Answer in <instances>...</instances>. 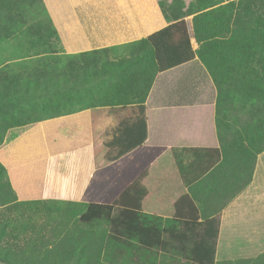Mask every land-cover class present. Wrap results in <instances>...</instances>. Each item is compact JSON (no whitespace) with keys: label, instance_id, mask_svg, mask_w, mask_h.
I'll return each mask as SVG.
<instances>
[{"label":"trees","instance_id":"1","mask_svg":"<svg viewBox=\"0 0 264 264\" xmlns=\"http://www.w3.org/2000/svg\"><path fill=\"white\" fill-rule=\"evenodd\" d=\"M211 7L213 5L202 3L188 6L180 2L172 3L169 8L173 22L138 41L147 46L140 56L128 62L107 61L101 67H92L94 80H99L94 89L90 86L93 80L87 74L82 83L81 80H73L72 76L60 75L56 70L41 69L39 66L29 71V77L18 74L10 83L0 82V145L4 142L6 131L12 127L34 124V129L39 127L41 134L43 126L40 125L46 123L62 122L66 118L77 123L83 121L85 127L90 128L91 146L82 143L80 150L88 151L92 147L91 168L102 170L145 147L148 136L145 101L159 73L197 57L207 68L218 89L216 128L220 147L181 150L195 158V163L191 161L183 171L181 169L184 180L190 185V192L175 203L174 216L183 223L181 228L160 227L146 220L141 211L142 201L148 194L142 182L149 174L151 164L168 150L163 146L145 147L147 152L135 167L100 200L86 202L79 215V221L86 224L95 220L108 221L109 238L121 245L123 252L127 249L139 256L162 253L173 258L171 264H178V259L182 258L186 264H218L216 253L221 211L252 181L258 154L264 151V66H256L257 50L264 45V22L241 14L246 10L241 0L225 4L222 8ZM229 7L236 8L238 13L222 15V11H227ZM2 9L0 14L6 15L5 9ZM187 15H193L194 45L185 20ZM46 27L49 29L47 36L40 35L50 44L54 39L59 43L56 29ZM52 52L46 51V55ZM149 64L154 68L149 80L135 76L133 89L135 92L142 91V94L134 101L130 102L127 89L118 91L120 95L117 93L105 104L98 101V92L107 90L110 93L111 89H115L112 83L106 85L107 79L117 78L132 66H141L144 70L143 65ZM83 96L101 104L93 103L71 111L75 101H80ZM105 99H108L106 95ZM107 112L113 114L115 125L111 131H106V139L100 140L97 131ZM31 139L27 133L23 134L11 157H6L0 150V207L20 201L9 168L1 157L18 172L42 167V152H38V159L33 164H26ZM170 150L178 155L174 148ZM189 166L191 175L184 173ZM63 180L69 182L67 177ZM200 212L204 217L202 221ZM81 248L91 249L92 252L97 250L100 256L103 245L98 240L93 245L90 241L81 245L80 240L65 238L58 244L60 264L70 263L69 258ZM64 249H72V255ZM9 251V248L0 246V261L19 264L20 260L14 262L6 255ZM219 264H264V252L254 258L222 260Z\"/></svg>","mask_w":264,"mask_h":264},{"label":"rangeland","instance_id":"2","mask_svg":"<svg viewBox=\"0 0 264 264\" xmlns=\"http://www.w3.org/2000/svg\"><path fill=\"white\" fill-rule=\"evenodd\" d=\"M46 1L48 3V0ZM219 1L221 0H200L199 4L213 5L211 7L213 9L218 7ZM237 1L239 0L235 2ZM6 2H10V4L6 5ZM241 3L246 7L245 11L240 12L241 14L264 22V0H241ZM55 6H57V0ZM1 8L5 9L6 15L4 13L0 14V82L6 81V83H10L15 80L14 76L18 74L24 78L29 77V71H33L36 66H39L41 69L56 70L60 75L72 76L73 80H81L82 83L86 79L85 74H87L93 80L90 82V86L94 89V87L98 86L99 80L97 78L94 80L93 66L101 67L105 62L115 60L128 62L140 56L147 47L144 44L135 42L118 50L107 49L86 53H69L56 39L50 44L44 38L49 33L46 25H48V28H53L52 14L48 6H46L45 0H1ZM58 9L65 12L68 9V5L60 0ZM236 13H238L237 9ZM221 14L233 15V8L229 7L227 11H222ZM260 17H263V19ZM46 51L53 52L46 55ZM38 54L39 56H36ZM257 56L256 66L260 65L263 67L264 45L261 50H257ZM143 66L144 70L141 69V66H132L117 76V78L111 77L107 79L106 85L112 83L115 89H111L110 93L107 90L98 92L96 95L98 101L105 104L107 100L113 98L117 93L120 95L118 91L125 89L129 92L128 98H130V102L134 101L142 94V91L135 92L133 89L136 82L135 76L149 80L154 71L150 64ZM165 77L167 75L163 76V78ZM137 80L139 79L137 78ZM158 81L157 88L155 87L157 91L160 89V84H163L161 80ZM214 86L216 89L204 81L201 87L195 86L192 98L198 99L202 94L209 93L218 97V89L215 83ZM82 90H84V87ZM105 95L108 99H105ZM84 96L80 101H75V104L70 109L71 111L89 107L93 103L101 104ZM60 121L40 125L43 126L41 134L39 127L34 129V124L9 128L6 131L4 142L0 145V150L7 155L13 149V145L18 138L23 134L27 133L29 140L35 137L31 139V144L29 143V164H33V161L38 159L36 156L38 152L44 153L49 150L51 156L43 160L40 165L42 167L29 169L30 179L31 176L34 178L40 177L38 179L46 175L58 176L57 172H59L60 176L58 177L62 178L61 180H63V177L69 178V182L64 183H69L68 185L72 187H79L81 185L80 178L82 177L87 183L84 193L79 200L70 199L71 194L69 193L65 194L67 199L64 200L53 198L39 201L20 200L17 203L0 207V246L10 249L6 255L14 262H19L17 260H20L19 264H60L61 258L58 244L60 245L63 239L68 238L80 240L81 245L85 241H90V244L93 245L97 240L100 245H103L100 256L97 250L92 252L91 249L81 248L74 257L69 258L70 263L68 264L173 263L172 257L162 253L139 256L138 253L136 255L127 249L123 252L124 248L109 238V222L106 220H95L90 224L80 222L79 215L84 210L85 203L74 202L100 200L126 173L135 167L147 152L145 147H149V145L122 158L111 165L109 169L106 167V169L94 170L89 165V157L85 154V151L80 156L74 155L75 146L78 143L90 142V128L85 127L82 123L83 121L77 123L70 121L68 118L62 122ZM107 122L109 121H105L102 127H98L97 137L100 140L106 137L105 128L103 127L112 125L111 122ZM35 143L36 145H34ZM185 156L188 158V162L192 161L190 154L187 153ZM258 157L262 158V163L264 164V151L259 153ZM153 173L154 170L151 169L150 175H153ZM166 182L168 185V180ZM142 184L148 191H151L150 198H152V193L157 194L156 191L157 189L160 190L163 181L159 179L156 181L152 176H148ZM162 206L163 209L150 210L154 214H144L145 218L150 221H156L163 227L170 226L172 225V219L169 218L172 214L171 204L163 203ZM145 209H148V200L145 202ZM251 217V223L249 224H227L230 228L234 227V230L239 233V239L244 236L239 241V247L236 248L243 251L244 255L236 259L254 258L264 252V216L255 214L251 215ZM250 230L251 236L247 234ZM246 237H250L251 243L245 242ZM235 239L236 237L233 238V241ZM64 252L72 255L73 250L64 249ZM3 254L5 255V253ZM182 259H178V264H186ZM216 260L219 264L224 259L218 258ZM0 264L7 263L0 261ZM62 264L65 263L62 262Z\"/></svg>","mask_w":264,"mask_h":264},{"label":"crops","instance_id":"3","mask_svg":"<svg viewBox=\"0 0 264 264\" xmlns=\"http://www.w3.org/2000/svg\"><path fill=\"white\" fill-rule=\"evenodd\" d=\"M61 1L68 5L65 12L58 9L60 0H57V6H55L56 0H48V3L45 0L46 6L52 14V25L58 33L59 44H62L66 52L69 53H86L105 48L118 50L130 46L173 22L174 18L171 16L169 8L172 3L180 2L188 6L200 2V0ZM233 1L236 0H221L218 6ZM235 12L236 8H233V13ZM185 20L190 31L191 42L194 45L196 41L193 32V15H187ZM164 75H167V77L163 78ZM158 80H161L163 84H160V89L157 91L155 87L157 88ZM204 81L216 89L209 71L197 57L192 61L159 73L145 101L148 117V136L144 146H163L167 147L168 150L151 164L147 177L152 176L156 181L158 179L162 180L163 185L160 190L157 189V194L152 193V198H150L151 191H148L142 201L141 211L143 214H154L150 210L163 209V203L171 204L172 214L169 218L172 219V225L170 226L176 229L181 228L183 223L175 219L177 218L174 216L175 203L182 195L190 192L189 183L187 184V181L181 175V169L183 171V168L185 169L190 162L181 150L195 147H220L216 128V95L209 93L202 94L198 99L192 98L195 86L201 87ZM112 116V113L107 112L103 120L112 123L111 126L103 127L105 132L111 131L115 125ZM104 122L101 123L99 128L104 125ZM18 140L6 157L13 154ZM85 143V146H91V142ZM81 148L82 143L76 145L74 155L80 156L85 151V154L89 157V165L93 166L92 147L88 151L80 150ZM171 148H174L176 153L178 152L177 156L170 150ZM131 153L126 156L131 155ZM181 153L184 155H180ZM50 156L51 153L48 150L41 153L42 160ZM1 159L9 168L11 179L20 200L39 201L51 198L64 200L67 199L65 194L69 193L71 194L70 199L79 200L84 193L87 183L82 177L80 178L81 185L79 187L67 186L64 180L58 177L60 176L59 172H57L58 176L46 175L41 179H38L40 177L34 178L31 176L30 179L29 170L25 172L14 171V167H9L5 159L2 157ZM192 163H195V158H192ZM26 164H29V161ZM179 165L182 167L180 166V168ZM151 169L154 170L153 175H150ZM191 172L190 166L186 172L184 170V173H188V175H191ZM166 180L169 182L168 185ZM49 190L54 194L50 193ZM147 200L148 209H145ZM196 204L198 206V202ZM255 214L264 216V164L260 157H258L252 181L221 211L216 259L230 260L244 255L243 251L236 249L239 247L240 239L242 240L244 236L239 239V233L234 230V227L230 228L227 224H249L252 219L251 215ZM200 215V220H204L201 212ZM150 222L157 223L153 220ZM247 234L251 236V230ZM234 237H236L235 241H233ZM245 242L251 243L250 237H246Z\"/></svg>","mask_w":264,"mask_h":264}]
</instances>
